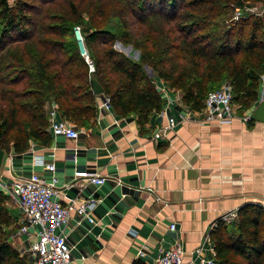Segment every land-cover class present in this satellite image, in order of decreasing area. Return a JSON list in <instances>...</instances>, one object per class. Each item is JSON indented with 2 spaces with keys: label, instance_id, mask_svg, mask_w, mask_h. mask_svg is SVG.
I'll return each instance as SVG.
<instances>
[{
  "label": "trees",
  "instance_id": "1",
  "mask_svg": "<svg viewBox=\"0 0 264 264\" xmlns=\"http://www.w3.org/2000/svg\"><path fill=\"white\" fill-rule=\"evenodd\" d=\"M258 3L264 0H0V147L23 153L32 143L50 145L48 104L78 127L94 123L102 99L94 78L111 108L136 116L142 132L163 109L158 79L193 111L224 83L240 112L252 109L264 75V17L227 21L236 8ZM116 42L133 45L139 60ZM7 200L0 189V264H28L11 244L20 224ZM216 223L209 232L216 264H264V205L247 203L233 222Z\"/></svg>",
  "mask_w": 264,
  "mask_h": 264
},
{
  "label": "crops",
  "instance_id": "2",
  "mask_svg": "<svg viewBox=\"0 0 264 264\" xmlns=\"http://www.w3.org/2000/svg\"><path fill=\"white\" fill-rule=\"evenodd\" d=\"M158 83L167 86L164 80ZM169 89L162 111L150 116L143 132L136 116H120L100 98L97 120L88 127L76 125L78 139L52 136L48 146L32 143L26 152L5 154L3 183L38 172L48 183L56 180L63 205L73 199L98 201L95 223H78L75 214L68 220L73 264H154L178 241L186 252L184 264H201L213 256V246L203 240L216 220L247 203L264 205V122L244 121L245 115L253 117L252 109H236L228 124L182 121L190 108L179 99V90ZM170 116L178 121L174 128L168 126ZM80 171L107 180L75 185ZM11 199L19 224L23 212ZM35 241L22 235L17 249Z\"/></svg>",
  "mask_w": 264,
  "mask_h": 264
},
{
  "label": "built area",
  "instance_id": "3",
  "mask_svg": "<svg viewBox=\"0 0 264 264\" xmlns=\"http://www.w3.org/2000/svg\"><path fill=\"white\" fill-rule=\"evenodd\" d=\"M235 9V19L244 17L241 10ZM251 13L255 10L249 8ZM81 35L80 29H75ZM82 36V35H81ZM89 62L90 70H95L93 63L88 57V52L85 48L82 53ZM162 97L168 95L169 87L157 84ZM182 96H179L181 99ZM264 101V75L262 76L258 101L255 107ZM103 105L111 108L109 98L104 96ZM252 108V110L255 109ZM49 118H50V132L52 136H64L69 139H78L81 130L73 122L60 117L57 106L52 103L48 104ZM236 108L233 103L232 87L229 83H224L218 90L212 91L208 94L205 100V107L202 111H193L188 109L187 114L181 116L182 121L195 119L197 115H202L205 122L218 121L221 124L231 123L235 117ZM252 114L245 115L244 121L248 122ZM169 128H174L178 121L171 117L168 121ZM165 130L158 131L155 134L156 140L164 135ZM37 164H43L42 159L35 161ZM47 168L54 170L55 165L49 164ZM75 185L82 186L81 181H88L96 185H102L106 182V177L99 174H90L86 171L75 173ZM54 179L52 183L46 180L38 173L34 172L30 177H16L10 184L3 183L0 180V189L4 193L9 194L14 201L19 205L23 212V217L20 221V228L11 236L20 238L22 235L35 237L36 241L22 250H19L21 256L27 257L28 264H73V257L71 247L67 240L66 227L68 220L72 214L78 218V223L87 221L95 223L93 211L98 205L95 198L89 199H73L67 205H63L59 199V192L54 186ZM222 220L226 222H233L237 219V211L222 216ZM217 226L216 221L212 224L210 231ZM171 230L176 229V223H172ZM203 242L212 245L213 256L208 260H202L201 264H216L214 243L208 233ZM202 246L196 249L198 255L204 252ZM185 249L182 241L176 242L171 248L162 251V253L155 259L154 264H184Z\"/></svg>",
  "mask_w": 264,
  "mask_h": 264
},
{
  "label": "rangeland",
  "instance_id": "4",
  "mask_svg": "<svg viewBox=\"0 0 264 264\" xmlns=\"http://www.w3.org/2000/svg\"><path fill=\"white\" fill-rule=\"evenodd\" d=\"M9 1V3L11 4V5H13L14 4V0H8ZM249 8H252V9H254L255 10V12L254 13H251L250 11H249ZM242 10V12H243V14L245 15V16H249V15H258V16H263L264 17V3H258V4H256V5H253V6H249V5H247V6H245L244 8H242L241 9ZM236 17H235V12H234V14L232 15V17L227 21V22H230V21H232V22H237L239 19H235ZM140 28H141V26L140 25H137V26H135V28H133L134 29V31L135 32H137L138 31V29L140 30ZM76 35V34H75ZM115 48L119 51V52H122V53H124V54H126V55H128L129 57H131V58H133V59H135V60H139V58H140V51L139 50H137V49H135L134 47H133V45H127V46H125V45H123L121 42H116V44H115ZM145 70H146V72L148 73V75L150 76V77H153V76H155L154 75V72H153V70H152V68H150V67H148L147 68V66L145 67ZM151 71H152V73H151ZM168 86V85H167ZM169 88H171L170 86H168ZM234 106H235V108L237 109V111L238 112H240V105H238V104H234ZM254 107H255V105H254ZM253 107V108H254ZM240 113H242V112H240ZM195 119H198L199 121H204L205 122V120H204V117L202 116V115H197L196 116V118ZM6 194V193H5ZM7 196H8V200H7V202H6V204H7V206L10 208V209H12V207L14 206L15 207V204H14V202H13V200L11 199V197H9V194H6ZM16 232V231H15ZM11 244H12V246L13 247H15V248H19V244H18V242H17V238L15 237H12L11 239Z\"/></svg>",
  "mask_w": 264,
  "mask_h": 264
},
{
  "label": "water",
  "instance_id": "5",
  "mask_svg": "<svg viewBox=\"0 0 264 264\" xmlns=\"http://www.w3.org/2000/svg\"><path fill=\"white\" fill-rule=\"evenodd\" d=\"M75 34H76V38H77V41H78V45H79L80 51H81V53H83L84 50H85V45H84V42H83V38L77 32H75ZM151 73H152V71H151ZM93 89H94V92L96 94H101L102 95V99H104V95H103L104 94V89L101 86V84L95 78L93 79ZM253 118L255 120L260 121V122H264V101L259 103L255 107V109L253 111ZM5 154H6V152L0 147V171H1V168H2V165H3Z\"/></svg>",
  "mask_w": 264,
  "mask_h": 264
}]
</instances>
